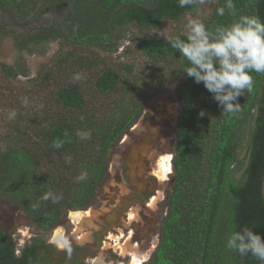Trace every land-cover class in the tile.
<instances>
[{
	"label": "trees",
	"instance_id": "trees-1",
	"mask_svg": "<svg viewBox=\"0 0 264 264\" xmlns=\"http://www.w3.org/2000/svg\"><path fill=\"white\" fill-rule=\"evenodd\" d=\"M43 1L51 2L0 3L26 20L41 10ZM233 3L235 15L225 8L221 16L217 9L225 6V0H217L205 24L210 32L242 15L264 21V0ZM199 4V0L185 7L178 0H72L65 26H41L15 40L19 50L29 53L35 51L31 45L39 48L51 40L71 44L35 80L43 100H34L29 91L18 96L20 121L10 123L11 132L4 138L7 145L0 148V197L21 208L36 229L52 230L62 223L66 211L90 206L108 173L114 145L139 120L149 100L181 79L173 192L159 244L147 264H260L250 254L240 256L228 250L225 241L230 232L245 226L264 237V74L252 73L253 89L239 98L240 113L222 115L212 94L184 72L189 62L164 37L140 36L123 45L117 58L130 54L135 45L145 57V69L126 62L99 68L106 64L104 57L84 51L97 45L112 55L118 53L127 38L125 25L158 28L165 20L194 12ZM5 34L0 26V37ZM177 35L184 38L185 34ZM85 63L92 78L84 73L75 81L74 75L84 70ZM161 67L170 71L167 76ZM27 73L23 67L0 63V79L9 84L0 81V96L12 80ZM27 116H33L35 123L26 126ZM77 130L90 131L91 139L81 140ZM57 139L65 141L60 149L53 147ZM66 157H71V163H66ZM84 171L87 179L78 181L76 177ZM49 191L63 199L44 201ZM10 246L4 243V248Z\"/></svg>",
	"mask_w": 264,
	"mask_h": 264
},
{
	"label": "rangeland",
	"instance_id": "rangeland-1",
	"mask_svg": "<svg viewBox=\"0 0 264 264\" xmlns=\"http://www.w3.org/2000/svg\"><path fill=\"white\" fill-rule=\"evenodd\" d=\"M72 0H51L49 4L45 3L44 1L41 3L40 7L41 10L34 12L28 19L26 20H20L16 15H14L9 8H6L3 4L0 3V26L4 28V31H6V34L0 37V63H6L8 65H14L18 67H23L25 70H27V75H20L16 80H12V84L8 86V82L4 80L3 78L0 79L1 83L5 84L7 83V87L5 88V94L1 97L0 96V148L4 149L6 147V141L5 137L8 133L11 132L10 130V123L15 121H20L17 114L15 117L11 116V113L14 111L15 113L20 112V106L18 105L19 101H17L18 96L23 97V94L26 91H29L33 94L34 100L40 101L43 100V92L41 89L37 86V82L35 80H38V76L40 73H42L44 70H47L50 66L53 60L58 56V53L61 49L64 48V52L68 51L69 48H71L70 43H62L59 39L58 40H51L44 42L42 46L39 48L36 46L31 45L32 48L35 49L33 52H23L19 50L15 46V40L17 38L21 39L26 37L30 33H34L37 31V29L41 26H52V25H58V26H65V15L68 11V8L71 6ZM217 0H204V2L199 4L197 9L194 12H187L180 18L179 20H165V22L160 25L158 28H151V27H145L141 28L135 23H130L128 25L124 26V33H127V38L122 41L121 47L119 49L118 53L111 54L108 51H105L101 47H98L97 45H92L87 47L84 51L88 56H96V53L98 52V55H101V57H104V61L106 64L100 65L99 68H102L103 66L110 65V64H119L122 62L126 63H134L137 65V67H144V69L147 67L145 57L143 54L135 47V45H132V51L127 56H124V58H117L123 48V45L132 44L134 42V39H137L140 36H150L153 32H161L162 34L166 36H175L177 33H183L184 32V26L187 22V19L196 16L198 17L204 24L208 22L211 15L214 12V8L216 6ZM153 36V35H152ZM146 65V66H145ZM148 65L150 63L148 62ZM84 70L77 72V74L83 75L86 73L89 78H92L91 73L92 71L87 68V64L85 63L83 66ZM42 71V72H41ZM160 72L164 73V75L167 76L169 72H166V69L160 68ZM160 74L155 76L156 80H153V82H157L159 80ZM143 80L147 81L148 78L142 77ZM182 80L175 81L174 83L170 84L167 89L164 91L158 92L149 102L145 105L144 111L139 118V120L128 130L127 134L124 135L122 139H120L113 147L111 155H110V161H109V169L108 173L106 175V178L102 185L99 187V190L97 191L96 195L92 198L90 202V206L85 208L84 210L88 211H95L93 214H95L94 218L92 219V222L86 223L84 222L81 225V230L77 231L76 225L72 224V221L74 222L75 217L73 216V213H84V210L80 211H66L64 213V216L62 218V223H59L56 227H54L52 230L49 231H43L40 229H36L34 224L28 219V217L25 215V212L20 208L19 212H15V206L14 203L11 202V200H7L6 198L0 197V209L2 211H8L11 214L16 215L15 219V226H17L19 229L24 230L25 232L29 231V234H37L39 236H45L49 237L51 235H56L57 231H65L66 236L71 234L70 231H74V235H71L74 238L83 237V239H92L93 232H97L99 230H102L104 225L107 224L105 221L107 220V215L111 214L110 218L114 217L117 220V216L119 212H114L112 210H117L119 206L123 205V202H128L129 200L124 199L130 195H133L131 192V188L129 186L128 189L124 185V180H122V174H123V163L124 158L126 157L127 145L131 144L132 142H136L137 137L140 135L148 134L149 129V122L153 119H157L158 116H160V113L162 110L169 111L167 114H165L162 117V121H164V129H161L157 131L156 133V141L151 144V153L148 158V165L147 173L145 177H149V179L153 180L151 181L153 184L156 185V188L159 189V193L157 194V200L153 206H149V204L146 205V203H141V206L138 205H131V209H142L140 211L139 216H141V219L146 216L149 220L144 222V227L138 232L136 229L134 230L133 226L128 225L126 226L125 222L122 223L121 226L116 227L114 225L113 227H110L107 232H111L114 236L112 239H115L116 241L109 240L105 244V249L99 250L100 253L98 254V259L96 260L95 257H89V261L86 260L85 264H118V262H121V264H124V259H126L127 264H134V254H137L138 259L141 260V264H147L152 255L153 251L157 247L159 236L156 237V235H159V228L162 224V220L164 216L167 214V208H168V198L169 194H171L173 189V183H174V167L171 170V173L168 174V176L165 178L164 181H161L160 177L157 176L154 173L155 169L158 168V160H159V154H166V155H172L174 156L176 143H177V131H178V125H177V116L179 115L181 111V103H182V96L181 93L178 90L179 82ZM92 91V87H91ZM109 104V102H106ZM36 104V101L34 102V105ZM33 106V103L30 105ZM152 110L153 117L151 120L143 119L145 113ZM144 114V115H143ZM168 118L176 122L175 126H170V121ZM168 120V121H167ZM33 116H27L26 117V126H29L33 123ZM141 122L140 126L145 125V129L141 130L140 128L134 130L133 127L137 126ZM35 123V122H34ZM33 123V124H34ZM175 124V123H174ZM173 132V133H172ZM150 133V132H149ZM164 141V142H163ZM166 141V142H165ZM144 145L142 146V148ZM157 152V153H154ZM160 152V153H159ZM154 153V155H153ZM173 158V157H172ZM119 165V166H118ZM150 166V167H149ZM122 172L120 175L118 172ZM151 172V174L149 173ZM154 171V172H153ZM152 173L154 175H152ZM119 183L120 185H118ZM154 199V198H153ZM152 199V201H153ZM150 201L149 203H151ZM122 202V203H121ZM159 202V203H158ZM124 203V204H125ZM120 204V205H119ZM149 208H148V207ZM121 208V207H120ZM119 208V210H121ZM129 213V212H128ZM127 213V214H128ZM70 214H71V220H70ZM85 214V213H84ZM87 214V213H86ZM98 214V217L97 215ZM124 213H121L120 216H123ZM143 214V215H142ZM106 215V216H103ZM119 216V217H120ZM97 217V219H96ZM129 221V216L127 215ZM78 218V216H77ZM90 220V219H89ZM94 220V221H93ZM96 221V222H95ZM133 221V220H132ZM138 221V220H137ZM136 221V222H137ZM143 221V220H141ZM138 221V222H141ZM90 222V221H88ZM95 223L96 226L93 224ZM115 224V223H114ZM116 227V228H115ZM123 231V234H126L127 231H129L128 236L125 238L119 239V236H122L120 234L121 230ZM132 232H134L133 237L131 240H128V238L132 235ZM86 235V236H85ZM119 235V236H118ZM90 237V238H89ZM21 238H24V235L21 236ZM71 238V237H70ZM118 238V239H117ZM74 240V239H73ZM119 240V241H118ZM130 241V242H129ZM120 244H119V243ZM122 247L120 248V246ZM127 244V245H126ZM138 246L135 248V246ZM117 246V247H115ZM128 253H125L123 255L122 251L125 249L126 251L129 250ZM19 248V247H18ZM114 248V249H113ZM121 251V257L119 258V253H116L114 251L117 250ZM123 257V258H122ZM131 257V258H129Z\"/></svg>",
	"mask_w": 264,
	"mask_h": 264
},
{
	"label": "clouds",
	"instance_id": "clouds-1",
	"mask_svg": "<svg viewBox=\"0 0 264 264\" xmlns=\"http://www.w3.org/2000/svg\"><path fill=\"white\" fill-rule=\"evenodd\" d=\"M195 0H178L180 7L193 4ZM204 0H199L203 3ZM225 8L235 15L233 0H225V6L217 9L223 16ZM184 38L181 36H166L161 32L151 35L164 37L173 49L186 58L189 66L184 69L186 74L197 84H203L212 94L213 99L221 107L222 115L238 114L242 111L239 98L245 92H251L254 85L252 73L264 74V21L258 16L242 15L230 25L220 26L210 32L206 25L196 16L187 19L184 26ZM73 79L79 81L81 74H75ZM25 106L28 104L24 99ZM16 113H11L15 117ZM202 115V113H201ZM68 134L65 133V136ZM76 136L81 140L91 139L90 131L77 130ZM65 141L57 139L53 147L60 149ZM66 163H71V157H66ZM78 181L87 179V172H81L76 177ZM44 201L51 199L59 203L63 199L49 191L42 197ZM34 205L33 208H38ZM53 246L66 253L72 252L71 241L64 233L52 237ZM225 247L240 256L252 255L264 264V237L253 228L243 227L229 233Z\"/></svg>",
	"mask_w": 264,
	"mask_h": 264
},
{
	"label": "flooded vegetation",
	"instance_id": "flooded-vegetation-1",
	"mask_svg": "<svg viewBox=\"0 0 264 264\" xmlns=\"http://www.w3.org/2000/svg\"><path fill=\"white\" fill-rule=\"evenodd\" d=\"M165 112H167V110H165ZM156 133L151 134L153 137L152 141L147 142L146 146L144 145V147L142 148V151L145 149L149 150L147 152V155L140 157L141 153L143 152H139L140 155L137 157V160L133 168H131L129 165V158H131L134 155L136 150L140 148L142 144L138 140H136V142H132L131 144L127 145L128 147H126L127 154L126 157L124 158V162H122L123 174L121 179L124 180L123 182L124 185L126 184L125 185L126 187L129 186L131 188L130 190L133 195L124 198L129 201L126 203L123 202L122 203L123 205L119 206V208L121 207L120 208L121 210H119V208L117 210H112L114 212L116 211L119 212L117 216V220L114 217L110 218L112 212L110 216L108 214L107 218L110 219L105 221L107 224L104 225L105 227H103L102 230L93 232L91 240L83 239L80 237L79 239L74 238L71 236L74 235V231L71 230L70 231L71 234L69 235V239L71 241V246H72L71 253H66L64 251L56 249L55 246H53V240H52L53 235L49 237H45V236L43 237L37 234H29V231L25 232L24 230L19 229L17 226H15L16 215L11 214L6 210L2 211L0 209V264H85L86 260L89 261L90 256L95 257L97 260L98 254L100 253L99 250L105 249V244L107 243V241L109 240L116 241L115 239H112L110 237L111 232H107L109 228L113 227L114 225H116V227H119L122 225L123 222H126V219H128L127 213L129 212L128 210L130 209L131 205L141 206V203H146L147 205L149 204L150 201H152L153 198L157 196L159 192L158 191L159 189L156 188V185L151 182L153 180L152 179L150 180L149 177H145L146 173L148 172L147 169L149 170V168H147L148 158L152 150L151 144L156 141ZM141 136L143 135H140L139 137ZM172 165H173V158H172ZM121 173L122 172L120 173L118 172L119 175ZM149 173L151 174L150 171ZM152 175L154 174L152 173ZM117 184L120 185L119 183ZM171 194H169V198H168L167 213L170 205ZM15 208H16L15 212L17 211L19 212L20 208L18 207ZM141 210L142 209H140V211ZM73 211H80V210H72L71 213ZM84 211H85L84 213H87V210ZM121 213H124L123 216H120ZM165 217L166 216H164L163 220L161 221L162 224L159 228L160 229L159 235L158 234L156 235V237L159 236V241H160V234ZM70 220H71V214H70ZM142 220L143 221L141 222L138 221L136 222V220L132 221V226L134 230L136 229L138 232L140 231V233L142 232L141 229L144 227L143 224L145 220L149 222L146 216H144ZM72 224L74 225L73 221ZM128 234L129 231H127L126 234L122 236V239L124 237L126 238ZM23 235L24 238L22 239L21 236ZM6 242L11 243V246L7 247V249L4 248V243ZM114 252L119 253V255H117L119 256V258L122 256L121 251L117 250ZM126 259H124L123 261L124 264H127ZM118 264H121V262H118Z\"/></svg>",
	"mask_w": 264,
	"mask_h": 264
},
{
	"label": "bare ground",
	"instance_id": "bare-ground-1",
	"mask_svg": "<svg viewBox=\"0 0 264 264\" xmlns=\"http://www.w3.org/2000/svg\"><path fill=\"white\" fill-rule=\"evenodd\" d=\"M144 115V114H143ZM153 117V112H152V110H150L149 112L147 111L146 113H145V115H144V117H143V119H146V120H151V118ZM168 120L170 121V126H175L176 125V122H175V120L176 119H174V123H173V120H171V118L169 119L168 118ZM167 120V121H168ZM141 125V122L137 125V126H135V127H133L132 129H134V130H136V129H138V128H140L141 130H144L145 129V125L144 126H140ZM173 133V132H172ZM164 142V141H163ZM166 142V141H165ZM154 153H157V152H155L154 151ZM154 153H153V155H154ZM160 153V152H159ZM172 155H166V154H162V153H160L159 154V160H158V168L157 169H155L154 171V173L156 174V176H159L160 177V179H161V181H164L165 180V178L168 176V174H170L171 173V170L173 169V165H172ZM119 166V165H118ZM165 177V178H164ZM159 191V190H158ZM160 192V191H159ZM158 192V193H159ZM157 197L158 196H156L154 199H153V201L151 202V203H149V206H153L154 204H155V202H156V200H157ZM122 203V202H121ZM120 205V204H119ZM95 212V211H94ZM92 210L91 211H88L87 212V214L85 213H77V214H75V213H73V216L75 217V220H74V224L76 225V227H77V230H76V232L77 231H79V230H81L80 232H82L83 231V229H81V225L84 223V222H86V223H91L92 222V219L95 217L94 215L95 214H93L94 213ZM139 214H140V209H137V207H136V209H131L130 211H129V213L127 214L128 216H129V221L127 222V219H126V222H125V224H126V226L128 225V227H129V225L131 224L132 225V220L134 221V220H138V221H141L142 219H141V216H139ZM97 215V217H98V214H96ZM77 216H78V218H77ZM97 217H96V219H97ZM90 219V220H89ZM88 221H90V222H88ZM94 221V220H93ZM96 222V221H95ZM94 226H96L95 225V223L93 224ZM130 225V226H131ZM120 231V234L123 236L124 234H123V231H122V229L121 230H119ZM64 233V231H57L56 232V234H58V233ZM133 235H134V232H132V235L128 238V240H131V238L133 237ZM86 236V235H85ZM122 236H119L118 238L119 239H121L122 238ZM110 237L111 238H113L114 236L112 235V233H111V235H110ZM80 238H84V236L83 237H80ZM90 238V237H89ZM117 238V239H118ZM86 239H88V238H86ZM119 241V240H118ZM130 242V241H129ZM119 243V242H118ZM117 243V244H118ZM120 244V243H119ZM118 244V245H119ZM127 245V244H126ZM120 246V245H119ZM115 247H117V246H115ZM123 247V246H122ZM121 246H120V248H122ZM138 246L136 245L135 246V248H137ZM129 250H125V249H123V251H122V253H123V255L125 254V253H128L129 251H130V247L128 248ZM133 256H135V258H134V264H141V260H139L138 259V256H137V254H134Z\"/></svg>",
	"mask_w": 264,
	"mask_h": 264
},
{
	"label": "water",
	"instance_id": "water-1",
	"mask_svg": "<svg viewBox=\"0 0 264 264\" xmlns=\"http://www.w3.org/2000/svg\"><path fill=\"white\" fill-rule=\"evenodd\" d=\"M167 113H168V111L165 112V110H162L160 112V116H158L157 119H155V120L152 119L149 122L148 129H149L150 133L148 132V134H144L141 137H139V136L137 137V140L142 144V146L143 145L146 146L147 142H149V141L151 142L152 141L153 137H152L151 134L156 133L157 131H159L161 129H164L165 124H164V121H162V117L161 116H164ZM142 146L136 150V152L134 153V155L131 158H129V165H130L131 168L134 167V164H135V162L137 160V157L140 155L139 152H143V153H141L140 157L147 155V152L149 150L145 149V150L142 151ZM262 192L264 194V180H263V183H262ZM109 219L110 218H107V220H109Z\"/></svg>",
	"mask_w": 264,
	"mask_h": 264
}]
</instances>
